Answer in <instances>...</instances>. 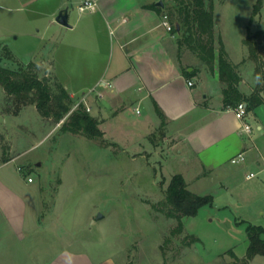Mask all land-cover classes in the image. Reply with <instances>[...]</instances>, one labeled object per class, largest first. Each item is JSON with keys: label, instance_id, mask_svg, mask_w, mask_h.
<instances>
[{"label": "rangeland", "instance_id": "374dc122", "mask_svg": "<svg viewBox=\"0 0 264 264\" xmlns=\"http://www.w3.org/2000/svg\"><path fill=\"white\" fill-rule=\"evenodd\" d=\"M163 1L172 4V0ZM60 5L72 14L78 12L74 0H0L2 62L36 60L39 67L33 70L43 77L40 61L47 60L46 67L55 78L58 67L63 63L67 66L69 47L65 40L58 41L66 36L54 33L42 39L41 35L43 22ZM214 5L216 54L223 45L228 59L240 71L239 87L248 93L254 91L259 78L245 39L264 32V0H214ZM165 13L173 25L175 21L168 11ZM170 32L177 57L190 65L188 69L204 68L209 75H199L205 83L210 82L214 92L209 100L218 101L212 76L218 67L211 70L186 44L179 47L178 34ZM260 53L264 88V39ZM52 59L54 66L49 62ZM32 105L19 109L0 85V140L5 152L7 136L13 141L12 155L20 154L15 168L21 167L23 180L34 181L29 183L32 204L43 217L37 248L28 246L27 240L26 248H14L9 256L3 253L0 264H49L56 257V264H66L69 259L75 264H94L109 258L118 264H243L231 251L244 258L249 247L248 226H264L263 160L261 166L252 163L242 168L239 178L224 182L225 186L212 177L196 183L191 189L212 195L213 203L202 206L196 216L183 217L184 229L175 234L178 220L166 214L168 207L162 201L173 173L187 162H182L177 152H155L150 146L132 144V134L138 131L135 122L144 117L133 105L125 108L122 118L103 122L96 116L103 131L101 138L65 131L61 129L64 120H48ZM22 108L19 116L11 115ZM160 132L161 128L155 138ZM256 142L264 153V135ZM226 158V153L221 155L225 166L218 170L224 172L223 177L240 167ZM251 173L254 177L248 178Z\"/></svg>", "mask_w": 264, "mask_h": 264}, {"label": "crops", "instance_id": "0c3cea01", "mask_svg": "<svg viewBox=\"0 0 264 264\" xmlns=\"http://www.w3.org/2000/svg\"><path fill=\"white\" fill-rule=\"evenodd\" d=\"M74 3L77 6V0ZM155 6L156 0H99L98 8L93 12L77 10L72 14L68 9L70 26H66L56 21L58 11H63L60 5L52 17L43 22L41 35L42 39H48L54 33L66 36L58 41L65 40L69 47L67 66L61 64L53 79L68 90L74 103L81 101L87 94L85 90L89 89L86 103L92 115L99 116L103 122L122 118L125 108L133 105L144 117L135 122L138 131L132 134V144L143 148L150 146L155 152L160 149L177 152L182 162L187 163L172 176L182 174L190 189L207 177L225 186L224 182L239 178L242 168L252 163L261 166L264 161V153L256 142L264 135V104L249 111L247 120L253 131L249 136L242 134V121L235 112L224 107V84L218 72L212 75L218 89L214 94L218 101L210 102L209 97L214 93L211 84L205 83L199 75L209 74L200 67L188 69L190 65L177 57L173 35L163 24L166 13ZM54 60L49 61L53 66ZM30 62H34L35 69L39 67L36 60L24 63ZM47 64V60L40 61V68L44 76L52 78ZM186 68L189 72L196 69L197 74L187 76ZM240 90L244 94L253 92V89L249 93ZM80 91L84 94L78 97ZM262 94L264 96V91ZM23 109L11 115L19 116ZM158 110L164 116V125ZM18 126L26 127L24 124ZM160 128V135L155 138ZM140 136L145 143L141 142ZM6 139L7 143L9 141L7 152L0 140V257L5 252L9 256L14 248H26L27 240L28 246L36 249L43 218L32 204L29 183L34 181L29 182L28 178L26 182L21 178V167L15 168L20 154L12 155L14 143L8 136ZM240 152L246 153L245 163L229 170L224 177V172L218 173L225 166L222 154L226 153L231 159ZM220 178L224 179L221 181ZM58 258L49 264H56ZM233 258L243 259L240 256ZM72 261L69 259L66 264H75L74 259ZM94 264L118 263L109 258ZM250 264H264V255H256Z\"/></svg>", "mask_w": 264, "mask_h": 264}, {"label": "trees", "instance_id": "16d2710c", "mask_svg": "<svg viewBox=\"0 0 264 264\" xmlns=\"http://www.w3.org/2000/svg\"><path fill=\"white\" fill-rule=\"evenodd\" d=\"M155 7L164 13L168 11L172 21H175L172 31L179 36V47L186 44L211 70L214 71L218 67L219 78L224 84L223 103L226 109L236 106L241 101L247 102L249 111L264 104L262 94L264 88L261 83L263 64L260 53L264 32L249 34L245 39L250 56L256 62V74L259 78L256 89L250 95H246L239 87L241 76L237 70L238 66L228 59L223 45L218 56L216 54L214 0H172V4H165L164 8ZM257 8L256 4L255 12ZM254 37L257 39L255 40ZM15 64L16 62L3 63L0 59V85L7 95L20 105L19 109L23 105L33 104L44 118L56 123L64 120L61 129L65 131L81 133L89 138L102 137L103 131L99 128L98 118L89 113L83 103L69 114L74 101L60 82L38 75L34 71V62ZM185 73L187 76H195L197 70L189 72L186 68ZM158 113L164 125V116L160 110ZM213 200L212 195L193 192L184 176L175 174L170 180L162 203L168 207L166 214L178 220V226L174 230L176 234L184 229L183 217L196 216L202 206L212 204ZM247 231L249 247L246 256L242 259L243 264H250L256 255H264V226L249 225ZM231 254L236 258L234 252L231 251Z\"/></svg>", "mask_w": 264, "mask_h": 264}, {"label": "built area", "instance_id": "2783aa9c", "mask_svg": "<svg viewBox=\"0 0 264 264\" xmlns=\"http://www.w3.org/2000/svg\"><path fill=\"white\" fill-rule=\"evenodd\" d=\"M99 5V0H77V8L81 13H88V12H93L98 8ZM164 26L171 31L172 30V24L168 19V16L165 15V19L163 22ZM190 85L193 84L192 81L189 82ZM110 86L112 84H109ZM88 94V93H87ZM84 95V97L82 98L81 101L77 102L75 104V106L71 109V111L69 112V114L74 111L75 109H77L81 103H83L87 109L88 112L91 111L90 106L86 103V95ZM230 110H232L233 112H235V114L239 117V119L242 121V126H241V133L245 134V135H251L252 131H253V126L252 124L247 120L248 116H249V110H248V104L246 101H241L239 102L236 106L234 107H230L228 108ZM139 112V110H138ZM63 122V120L61 121ZM60 122V123H61ZM247 160L246 157V153L245 152H240L237 155H235L234 157L231 158V162L233 164H241V163H245ZM254 173H251L248 175V178L254 177ZM29 181H32V178H29Z\"/></svg>", "mask_w": 264, "mask_h": 264}, {"label": "water", "instance_id": "95a60500", "mask_svg": "<svg viewBox=\"0 0 264 264\" xmlns=\"http://www.w3.org/2000/svg\"><path fill=\"white\" fill-rule=\"evenodd\" d=\"M156 6H160V7L164 8L165 3L163 0H160V1L156 2ZM56 21L63 24V25L70 26L68 9L59 12V14L56 17ZM99 217H103V215L100 214ZM95 222H96V220H93V223H95Z\"/></svg>", "mask_w": 264, "mask_h": 264}]
</instances>
